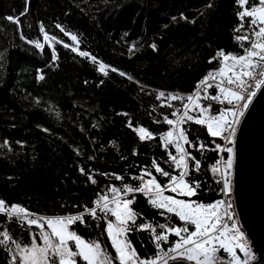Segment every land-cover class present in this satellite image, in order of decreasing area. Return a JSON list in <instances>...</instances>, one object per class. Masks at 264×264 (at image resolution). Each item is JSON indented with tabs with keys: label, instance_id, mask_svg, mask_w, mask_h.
Masks as SVG:
<instances>
[{
	"label": "trees",
	"instance_id": "trees-1",
	"mask_svg": "<svg viewBox=\"0 0 264 264\" xmlns=\"http://www.w3.org/2000/svg\"><path fill=\"white\" fill-rule=\"evenodd\" d=\"M209 2L212 7L206 8ZM239 10L235 0H0V199L40 215H65L93 206L97 194L108 192L109 185L138 184L131 177L139 176L142 169L166 183L151 162L155 159L172 171L171 162L165 163L168 156L160 137L170 128L164 117L174 119L171 112L182 109V100L165 102L166 97L194 93L197 82L219 67L217 60L208 62L217 50L243 54L248 43L236 39L243 30L234 31L240 24ZM56 24L77 35L80 50L126 76L110 70L104 75L98 64L63 47L73 42ZM41 27L63 43L45 41ZM29 40L44 46L38 49ZM152 43L156 50L149 46ZM161 91L165 97L157 100ZM212 95H216L214 88L208 89V96ZM200 103L211 104L214 114L230 106L205 99L203 93ZM129 121L152 132L154 138L140 141ZM183 127L189 141L206 145L202 150L188 149L200 161L199 170L190 167L186 177L200 182L192 198L216 201L221 182L212 168L218 160L215 146L222 139L211 137L206 127L193 122ZM169 150L176 154L174 147ZM116 175L123 179L116 180ZM130 207L141 214L137 224L141 220L166 223L142 194H135ZM97 214L102 216L99 210ZM84 220L72 228L86 240L99 241L114 256L103 219L85 214ZM171 222L177 223L176 218ZM5 229L25 243L30 242L31 233L38 232L35 226L0 215V231ZM128 239L142 258L153 257L157 251L150 231H131ZM175 239L169 235V242ZM168 247L170 243L162 244L165 251ZM237 254L244 258L238 250ZM217 255L223 257L218 262L227 263L222 250ZM9 259L0 246V264H8ZM78 264L83 262L78 259Z\"/></svg>",
	"mask_w": 264,
	"mask_h": 264
},
{
	"label": "snow or ice",
	"instance_id": "snow-or-ice-1",
	"mask_svg": "<svg viewBox=\"0 0 264 264\" xmlns=\"http://www.w3.org/2000/svg\"><path fill=\"white\" fill-rule=\"evenodd\" d=\"M235 3L240 9L237 12L240 24L234 31L243 30V34L236 39L247 42L248 47L243 48L242 55L217 50L215 56L210 57L208 62L212 63L219 58V67L209 71L197 82L194 93L189 94L186 102L182 103V111L176 109L171 112V116L175 119L164 117V122L170 128L160 140L168 156L165 163L171 162L172 171L162 168L155 159L152 160L151 167L155 173L165 177L167 182H159L152 171L142 169L139 176L131 177L132 180L139 181L138 184L124 183L122 188L109 185L108 192L97 194V198L92 201L93 206H84L81 212L65 215H40L23 205L8 204L0 199V215L8 220H15L21 225L26 223L30 228L35 226L38 229V232L30 234V242L27 243L14 239L7 229L0 231V246L4 247L10 257L8 264H78V259L83 264H114V262L115 264H169L170 261L173 264H217L223 259L217 255L221 250L227 256V264H250L251 260H255L244 233L230 211L231 203L224 200L207 204L193 201L191 198L196 195L200 182L186 179L190 175V167L195 170L200 168V161L188 149L202 150L206 145L189 141L187 130L183 125L193 122L204 126L211 137H221L227 145H232L241 118L258 91L264 89V0H254L252 3H249V0H235ZM205 7L211 8V2ZM181 17L185 18L183 14ZM6 19L17 22L13 17ZM172 19L175 20L176 17ZM55 27L64 36L69 37L73 45L58 41L55 36L50 37L41 27L40 31L44 33L45 41H56L63 43L65 48L70 47L72 52L98 64V70L104 75H108L110 70L121 77L126 76L125 72L99 61L87 51L80 50L77 35L66 31L60 24H56ZM28 43L34 44L38 49L44 46L39 41L29 40ZM149 46L156 50L154 43ZM129 51H132L131 47ZM56 58V53L53 51L52 59ZM38 79L43 77L40 76ZM128 79L131 80L132 77L129 76ZM201 86H203L202 91ZM210 88H214L216 95L208 96ZM202 93L205 99L220 104L227 101L231 107L214 114L211 104L206 107L201 105ZM163 97L165 93L161 91L156 98L160 100ZM177 100L183 98L169 93L165 102ZM167 106L173 107L171 103H167ZM192 112L197 114L192 115ZM128 126L137 134L140 141L154 138V134L142 126L133 127L131 121ZM4 143L7 144V141ZM185 145H188V148ZM170 146L174 147L175 155L169 150ZM215 147L227 153V159L217 160L212 172L221 175L223 183L220 191L228 196L232 191L234 150L231 146L222 147L220 144H216ZM135 154L134 149L133 155ZM79 171L85 174V169L80 168ZM87 179L92 184L96 183L92 175H87ZM115 179L123 178L116 175ZM137 193L142 194L146 202L156 209L160 216L165 217L166 223L153 224L143 220L139 224L136 223L141 214L130 205L133 204ZM72 207L77 206L72 205ZM98 210L102 216L97 214ZM85 214L93 220L103 219L104 231L111 241L114 256L105 252L99 241L86 240L72 228L77 222L85 223ZM173 217L176 218L177 223L171 222ZM134 230L150 231L157 249L153 257L142 258L137 253L128 239V233ZM169 235L175 236L176 239L169 242ZM167 243H170V247L165 251L162 244ZM11 245H14V249ZM237 250L243 253V259L237 254Z\"/></svg>",
	"mask_w": 264,
	"mask_h": 264
},
{
	"label": "water",
	"instance_id": "water-1",
	"mask_svg": "<svg viewBox=\"0 0 264 264\" xmlns=\"http://www.w3.org/2000/svg\"><path fill=\"white\" fill-rule=\"evenodd\" d=\"M234 150L233 195L238 220L256 256L250 264H264V89L258 91L237 126Z\"/></svg>",
	"mask_w": 264,
	"mask_h": 264
},
{
	"label": "built area",
	"instance_id": "built-area-1",
	"mask_svg": "<svg viewBox=\"0 0 264 264\" xmlns=\"http://www.w3.org/2000/svg\"><path fill=\"white\" fill-rule=\"evenodd\" d=\"M216 60L219 62V58H217ZM202 89H203V86H201V91H202ZM191 94H193V93H191ZM177 95L183 98V100H182V103H183V102H186V97H187L189 94L178 93ZM224 103H227V101H225ZM227 104H228V103H227ZM229 107H231V106H229ZM229 107H221L220 109L217 110V113H218L219 111L224 110V109H227V108H229ZM181 111H182V109H181ZM174 119H175V118H174ZM221 139H222V138H221ZM221 146H222V147L231 146V147H233V150H234V143H233L232 145H227L226 142H225L223 139H222ZM185 147H186V146H185ZM234 156H235V150H234ZM219 159H224V160H226V159H227V153L219 150V152H218V160H219ZM233 164H234V163H233ZM214 166H216V162H215ZM219 175H220V174H219ZM220 182H221V187H222L223 180H222L221 175H220ZM231 185H232V191H231V193H230L228 196H225V195L220 191L221 196H220V198L217 199V200H224V201H226V202H228V203H231L232 207H231L230 211L233 213V218L238 222V226H239V228L241 229V225H240V222H239V220H238V215H237V211H236V207H235L234 195H233V169H232V175H231ZM165 194L167 195V194H169V193H165ZM173 195H175V194H173ZM191 199H192L193 201H198V202H200V203H205V204H207V203H214V202H215V201H213V202H202V201H199V200H197V199H193V198H191ZM217 200H216V201H217ZM241 231H242V229H241ZM242 232H243V231H242ZM243 233H244V232H243ZM244 236H245V239H246V241H247V244H248L249 249L252 250L250 240L247 238V236L245 235V233H244ZM170 262H171V261H170Z\"/></svg>",
	"mask_w": 264,
	"mask_h": 264
},
{
	"label": "rangeland",
	"instance_id": "rangeland-1",
	"mask_svg": "<svg viewBox=\"0 0 264 264\" xmlns=\"http://www.w3.org/2000/svg\"><path fill=\"white\" fill-rule=\"evenodd\" d=\"M255 257H256V256H255ZM251 261H252V260H251ZM251 261H250V262H251Z\"/></svg>",
	"mask_w": 264,
	"mask_h": 264
}]
</instances>
